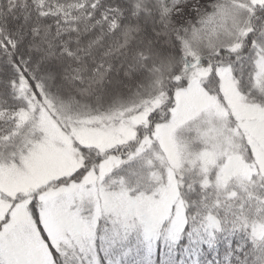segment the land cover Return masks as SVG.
Instances as JSON below:
<instances>
[{
	"label": "snow or ice",
	"instance_id": "snow-or-ice-1",
	"mask_svg": "<svg viewBox=\"0 0 264 264\" xmlns=\"http://www.w3.org/2000/svg\"><path fill=\"white\" fill-rule=\"evenodd\" d=\"M0 264H264V0H0Z\"/></svg>",
	"mask_w": 264,
	"mask_h": 264
}]
</instances>
